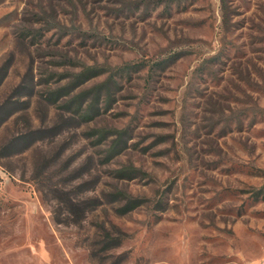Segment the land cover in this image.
Returning a JSON list of instances; mask_svg holds the SVG:
<instances>
[{
	"label": "rangeland",
	"instance_id": "rangeland-1",
	"mask_svg": "<svg viewBox=\"0 0 264 264\" xmlns=\"http://www.w3.org/2000/svg\"><path fill=\"white\" fill-rule=\"evenodd\" d=\"M0 264H264V0H0Z\"/></svg>",
	"mask_w": 264,
	"mask_h": 264
},
{
	"label": "trees",
	"instance_id": "trees-1",
	"mask_svg": "<svg viewBox=\"0 0 264 264\" xmlns=\"http://www.w3.org/2000/svg\"><path fill=\"white\" fill-rule=\"evenodd\" d=\"M111 152H112L111 154H113V151H111ZM120 196H122V195H120ZM142 203H143L142 200H139V199H133V200H132V199H130V200L128 201V203H127L125 209L127 210V212L132 211V210H134L135 208H137L138 206H140ZM126 210H125V211H126Z\"/></svg>",
	"mask_w": 264,
	"mask_h": 264
}]
</instances>
